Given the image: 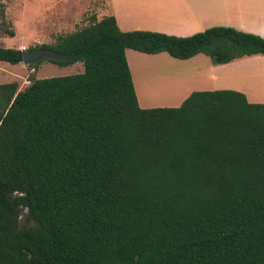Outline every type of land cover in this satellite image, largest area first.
<instances>
[{
    "label": "trees",
    "instance_id": "trees-1",
    "mask_svg": "<svg viewBox=\"0 0 264 264\" xmlns=\"http://www.w3.org/2000/svg\"><path fill=\"white\" fill-rule=\"evenodd\" d=\"M40 48L83 70L0 83V264H264V102L196 90L142 108L125 52L222 64L264 55V37L123 31L110 14Z\"/></svg>",
    "mask_w": 264,
    "mask_h": 264
},
{
    "label": "crops",
    "instance_id": "crops-1",
    "mask_svg": "<svg viewBox=\"0 0 264 264\" xmlns=\"http://www.w3.org/2000/svg\"><path fill=\"white\" fill-rule=\"evenodd\" d=\"M90 5L91 0H87L84 9H91ZM92 8L89 16L100 19L112 14L123 31L141 29L186 36L224 25L264 37V0H102ZM125 52L142 108L179 106L196 90L232 89L242 92L249 102H264V55L209 65L200 57L203 53L178 59L166 51L148 54L126 48ZM211 82L216 86H203ZM151 83L153 90L148 92Z\"/></svg>",
    "mask_w": 264,
    "mask_h": 264
},
{
    "label": "rangeland",
    "instance_id": "rangeland-1",
    "mask_svg": "<svg viewBox=\"0 0 264 264\" xmlns=\"http://www.w3.org/2000/svg\"><path fill=\"white\" fill-rule=\"evenodd\" d=\"M1 2L4 5V15L0 14V46L23 49L41 43H53L59 36L88 24L87 19L94 11L92 7L102 0H91L89 10L84 9L87 0H1ZM200 57L206 59L204 61L207 64H213L209 56L201 54ZM154 66L155 64L151 67ZM198 68L205 69L204 66ZM82 70V62L59 65L42 60L32 67L31 64L25 65L22 61L12 64L0 60V83L16 81L18 90H23L30 84L32 78L63 76L79 73ZM137 70L140 72V66ZM152 84H149L148 92L153 90V88L150 90ZM203 86L213 88L216 85L211 82ZM20 223L24 226L33 224L26 220V209L20 215Z\"/></svg>",
    "mask_w": 264,
    "mask_h": 264
},
{
    "label": "water",
    "instance_id": "water-1",
    "mask_svg": "<svg viewBox=\"0 0 264 264\" xmlns=\"http://www.w3.org/2000/svg\"><path fill=\"white\" fill-rule=\"evenodd\" d=\"M22 53V62L25 65L32 64L43 59H63L62 56L56 54L48 49L40 48L35 50H29L27 48L20 49Z\"/></svg>",
    "mask_w": 264,
    "mask_h": 264
},
{
    "label": "bare ground",
    "instance_id": "bare-ground-1",
    "mask_svg": "<svg viewBox=\"0 0 264 264\" xmlns=\"http://www.w3.org/2000/svg\"><path fill=\"white\" fill-rule=\"evenodd\" d=\"M181 82V81H180ZM182 83V82H181ZM185 83V82H184ZM180 88V87H179Z\"/></svg>",
    "mask_w": 264,
    "mask_h": 264
}]
</instances>
